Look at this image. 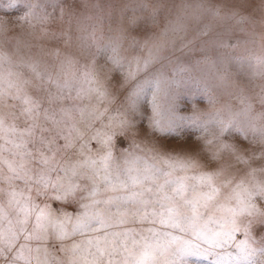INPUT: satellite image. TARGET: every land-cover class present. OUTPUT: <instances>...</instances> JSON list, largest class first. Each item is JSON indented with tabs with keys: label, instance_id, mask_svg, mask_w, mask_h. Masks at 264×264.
<instances>
[{
	"label": "snow or ice",
	"instance_id": "6c2138e0",
	"mask_svg": "<svg viewBox=\"0 0 264 264\" xmlns=\"http://www.w3.org/2000/svg\"><path fill=\"white\" fill-rule=\"evenodd\" d=\"M258 10L198 4L141 40L68 0H0V32L58 45L0 51V264H264Z\"/></svg>",
	"mask_w": 264,
	"mask_h": 264
},
{
	"label": "rangeland",
	"instance_id": "374dc122",
	"mask_svg": "<svg viewBox=\"0 0 264 264\" xmlns=\"http://www.w3.org/2000/svg\"><path fill=\"white\" fill-rule=\"evenodd\" d=\"M68 2L70 4L74 2L78 14L84 13L93 17H102L106 34L109 26L114 29L122 25L128 30L129 34L137 35L143 40L149 36L159 37L166 25L169 22H174L177 17H181L190 28L193 27L191 16L198 4L227 3L229 0H68ZM96 5H99V7H95ZM143 5L148 7L145 8ZM154 7L159 9L155 19L152 18ZM109 12H111V17H109ZM133 15L142 17L140 24L147 25L145 31H139L129 25V17ZM13 19H15V16H13ZM5 20L7 18L0 11V21ZM232 23L229 21L225 26ZM48 27L50 30H59L61 27H67V25L58 19H54ZM243 27L249 31L264 32V11L258 10L254 13L251 22L245 23ZM55 46H58L57 42L50 39L49 36H44L39 27L33 29L28 24L20 21H14L7 26L6 32H0V51H7L13 55L43 57L44 52ZM17 49H19L18 53ZM43 58L48 59L47 57ZM259 83L260 81L257 80L253 82L251 87H255ZM253 151L259 152L261 149L259 146H253ZM262 163L264 161H253V166L259 167ZM239 167L241 171L244 170L243 166Z\"/></svg>",
	"mask_w": 264,
	"mask_h": 264
}]
</instances>
